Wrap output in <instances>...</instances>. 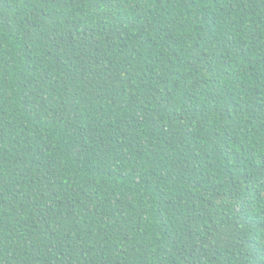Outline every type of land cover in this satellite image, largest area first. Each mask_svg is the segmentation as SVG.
Returning <instances> with one entry per match:
<instances>
[{
    "label": "trees",
    "instance_id": "obj_1",
    "mask_svg": "<svg viewBox=\"0 0 264 264\" xmlns=\"http://www.w3.org/2000/svg\"><path fill=\"white\" fill-rule=\"evenodd\" d=\"M0 264H264V0H0Z\"/></svg>",
    "mask_w": 264,
    "mask_h": 264
}]
</instances>
